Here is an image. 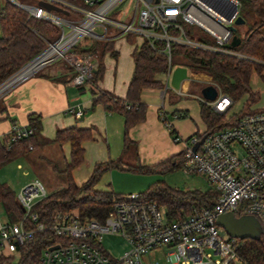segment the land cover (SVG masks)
<instances>
[{
    "label": "built area",
    "instance_id": "built-area-1",
    "mask_svg": "<svg viewBox=\"0 0 264 264\" xmlns=\"http://www.w3.org/2000/svg\"><path fill=\"white\" fill-rule=\"evenodd\" d=\"M42 1L68 14L48 10L40 4ZM83 1L85 7L66 0H6L26 10L30 16L57 25L61 35L0 84V99L34 73L60 59L69 61L75 69L72 84L84 86L96 72L97 56L75 52V47L86 38H104L110 26L122 35H134L152 45L157 41L167 43L169 67L160 90L159 117L172 132L173 121L184 118L185 114L169 112L165 104L171 91L183 95L181 88L177 90L171 85L174 71L171 44L243 57L231 49L236 34L232 27H238L236 20L242 16L243 0H137L133 16L126 21L111 16L122 0ZM186 26L195 28L196 32L188 36ZM98 28L104 30L103 35L97 32ZM198 31L211 40L203 41ZM57 47L52 54L44 56ZM38 61L36 68L25 75V70ZM191 72L188 68L189 77ZM217 90L219 94L214 101L206 100L203 95L198 98L218 113L229 112L233 100ZM81 114L76 113L78 117ZM32 132L30 125L13 124L4 136L8 148ZM173 140L184 145L182 169L203 175L218 193L212 208L195 210L181 220H170L164 206L133 192L114 196L113 209L104 222L83 219L78 210L57 212L49 229L62 240L46 246L36 264H161L146 257L165 247L169 264H248L240 255L239 239L221 235L217 219L230 212L238 217L253 215L264 229V110L244 114L230 120L227 126L198 132L189 138L175 133ZM48 195L46 186L38 178L20 189L17 199L23 217L12 223L0 216L1 254H18L19 247L32 240L36 232L47 229L33 210ZM106 235H119L127 241L128 248L120 259L112 258L105 251Z\"/></svg>",
    "mask_w": 264,
    "mask_h": 264
},
{
    "label": "trees",
    "instance_id": "trees-1",
    "mask_svg": "<svg viewBox=\"0 0 264 264\" xmlns=\"http://www.w3.org/2000/svg\"><path fill=\"white\" fill-rule=\"evenodd\" d=\"M66 1L79 7H85L83 0ZM241 15L246 21L245 24H248V29L243 34H239L237 28L236 34L242 38V42L239 46L231 47V49L243 57L191 48L179 43L171 44L172 56L183 57L185 65L193 73H204L210 76L211 81L208 85H214L230 96L233 105L247 97L244 109L233 115H230L229 112L218 113L201 102V117L207 131L222 128L227 126L230 120L257 111V109L251 108L260 100V93L252 89L251 80L254 73L264 79V0H244ZM113 17H117V15H113ZM0 28L2 31L0 36V84L61 35V29L57 25L30 16L29 12L11 2H6L0 7ZM195 30L193 27L186 26L188 36H192L196 32ZM201 37L205 42L211 40L205 33H202ZM80 45L75 47V52L92 53L99 58L96 72L89 81L95 95L93 105L103 104L108 111L120 113L125 118V155L134 146V141L130 137L131 129L146 120L148 105L142 101L143 91L151 88H163V82L159 76L168 72L169 58L165 52L167 43L157 41L152 45L150 41L146 40L140 50L134 52L135 70L124 98L98 87V83L103 79L105 73L103 57L107 52L113 50V42L111 40H95V43L86 48ZM113 54L115 53L113 52ZM127 105L131 107L128 108ZM29 120V125L33 129L32 135L29 137L12 143L10 148L7 145V137L0 139V165L52 142L60 145L69 142L71 155L65 170L68 183L66 187L49 194L34 207V213L38 215L39 221L47 229L36 232L32 240L19 247L18 260L15 255L1 254L0 264H36L46 246L62 240L49 229L53 216L57 212L78 210L83 219H96L99 222H104L113 209V198L118 193L100 191L94 187L105 172L128 166L124 155L115 160L99 163L90 179L78 186L72 177V171L84 163L83 143L92 139V131L78 127L60 129L56 138L49 140L41 134V116L32 113L29 115ZM171 133L175 134L176 130L174 129ZM182 159L183 153H179L154 166L139 165L130 168L140 172L159 171L165 173L178 168L182 164ZM141 194L144 198L164 206L170 220H181L195 210L212 208L218 198V193L213 189L206 192L183 191L161 181ZM0 204L3 205L9 222H17L23 217V210L15 192L9 185L3 183H0ZM239 241L240 255L248 264H264V234L261 240L239 239Z\"/></svg>",
    "mask_w": 264,
    "mask_h": 264
},
{
    "label": "crops",
    "instance_id": "crops-1",
    "mask_svg": "<svg viewBox=\"0 0 264 264\" xmlns=\"http://www.w3.org/2000/svg\"><path fill=\"white\" fill-rule=\"evenodd\" d=\"M98 33L103 35L104 30L101 28ZM94 40L113 42V50L103 57L105 73L98 87L124 98L135 70L134 52L140 49L144 42L143 39L134 35H122L117 29L110 28L104 38ZM98 64L99 58L97 57V67ZM183 67L187 66L183 65ZM75 73L69 61L60 59L43 67L30 79L28 78L4 96L0 101V139L10 132L13 124L28 126L29 115L32 113L41 116V134L49 140H54L60 129L71 127L90 129L92 139L83 143L84 163L72 171L75 183L81 186L90 179L97 164L115 160L124 155L125 118L120 113L108 111L103 104L94 106L95 95L92 84L90 82L84 86L72 84ZM159 79L164 82L165 74L159 76ZM202 80L209 84L211 77L204 73L191 72L189 79L181 84L183 95L171 91L165 102L169 112L186 114V117L173 121L176 133L184 138L207 130L201 117L200 104L196 109L190 104L188 98L193 95L191 93L193 81ZM160 90L151 88L143 91L142 101L148 105L146 120L134 126L130 131V137L134 141L136 162L139 165L154 166L182 153L184 149L183 144L174 142V134L169 132L160 120L159 107L162 102L156 96L157 93L160 94ZM256 91L260 93L261 100L264 89ZM234 106L232 105L229 114ZM69 110H74V112ZM257 110H264V105ZM77 112L82 113L80 117L76 115ZM129 153L130 151L124 155L125 161ZM70 155L71 144L69 142L63 145L52 142L32 151V165L34 166L32 168L38 171L37 175H31L29 171H26L18 186L21 189L31 180L40 178L45 186L51 188L49 194L66 187L67 179L60 178L61 185L53 188L49 177L52 176L51 171L64 173L70 161ZM38 165L41 167L45 165V171ZM114 174V170L105 172L94 188L122 194L114 189Z\"/></svg>",
    "mask_w": 264,
    "mask_h": 264
},
{
    "label": "rangeland",
    "instance_id": "rangeland-1",
    "mask_svg": "<svg viewBox=\"0 0 264 264\" xmlns=\"http://www.w3.org/2000/svg\"><path fill=\"white\" fill-rule=\"evenodd\" d=\"M5 3H6V0H0L1 5H4ZM136 3H137V0H122L112 10L111 16L117 15V18L119 21H126L130 16H133ZM237 28H238V33L243 34L248 29V24L240 25ZM100 31H101V28H98L97 32H100ZM198 33H200V35L202 34L201 31H198ZM1 35H2V31L0 28V36ZM93 43H95V40L93 38H86L82 40L81 45L82 47L86 48L92 45ZM183 59L184 58L181 56L172 57V63H173L174 69L181 65L186 66L185 65L186 62ZM193 78H194L193 75H191V79ZM206 85H208V83H205L203 80L195 81V83H193V86L191 89V93L193 95L188 98H189L190 104L195 106L196 109L199 108V104L201 102L198 97L202 95L201 93L202 87ZM251 87L255 91L264 89V79L258 74L254 73V75L252 76V80H251ZM156 96L159 99V101L162 102V98L160 94L157 93ZM246 98L247 97H244L241 101L235 104L230 115L237 114L244 109ZM2 99H0V101ZM262 105H264V93L261 94V100L258 101L251 109H258ZM201 128H203V126ZM136 158L137 157L135 153V148L132 147L130 150V153L126 157V161H127L126 163L128 164V166H126L125 168L112 169L115 171L114 189H116L117 192H120L123 194L129 193V192H135V191L139 193H144L151 186H153L155 183H158L160 181L170 187L183 190V191L200 190V191L206 192V191H210L213 189L212 185L210 184V182L207 180L206 177L200 174L187 173L182 169L181 165L175 170L168 171L165 173H162L159 171L140 172V171L133 170L130 167L134 168L136 166H139V164L136 162ZM38 166L40 169L45 171V167H44L45 165H42L43 167H41V165H38ZM32 167H34L32 165V151L27 154L18 156L6 163H3L2 165H0V183L9 185L17 196L20 191V186H18V184L21 178H24L25 172L29 171L31 175H34L36 174V172H38ZM65 174H66L65 171L64 173L63 172L54 173L51 171L52 176L49 177V180L53 188L59 187V185H61L60 178L67 179V183H68V177L66 178L67 174L66 175ZM46 189L48 193L51 192L50 190L51 188L46 186ZM0 216L4 221L7 220V214L2 204H0ZM219 232L223 236L228 235L225 229L221 226L219 227ZM103 247L105 251L112 258L120 259L123 256L126 249L128 248V244H127V241L119 235H106L103 240ZM167 250L168 248L165 247L163 249H157L155 251H152L146 257V259L151 260V261H159L161 264H169L167 262L166 255H165ZM15 257H16V260L19 259L18 254H15Z\"/></svg>",
    "mask_w": 264,
    "mask_h": 264
},
{
    "label": "water",
    "instance_id": "water-1",
    "mask_svg": "<svg viewBox=\"0 0 264 264\" xmlns=\"http://www.w3.org/2000/svg\"><path fill=\"white\" fill-rule=\"evenodd\" d=\"M48 10H56L65 14L68 11L55 6L51 3L42 1L40 3ZM245 19L243 16H239L236 20V25H244ZM234 32H237V27H232ZM242 38L237 34L234 35L232 40V46L237 47L241 44ZM189 79L188 68L178 66L174 69L171 79V85L175 89H180L183 81ZM203 97L208 101H214L218 97V90L213 85L204 86L201 90ZM217 223L223 227L228 235L238 239H254L261 240L264 234V229L260 221L253 215L236 216L234 213H225L218 216Z\"/></svg>",
    "mask_w": 264,
    "mask_h": 264
},
{
    "label": "bare ground",
    "instance_id": "bare-ground-1",
    "mask_svg": "<svg viewBox=\"0 0 264 264\" xmlns=\"http://www.w3.org/2000/svg\"><path fill=\"white\" fill-rule=\"evenodd\" d=\"M56 49H58V47L49 50L44 56H45V57H46V56H49V55L52 54ZM39 63H40V61L34 63L33 65H30V66L25 70L24 74L26 75V74L32 72V70L35 69L36 66H37Z\"/></svg>",
    "mask_w": 264,
    "mask_h": 264
}]
</instances>
